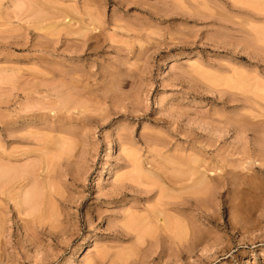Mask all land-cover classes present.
Listing matches in <instances>:
<instances>
[{
  "label": "rangeland",
  "instance_id": "1",
  "mask_svg": "<svg viewBox=\"0 0 264 264\" xmlns=\"http://www.w3.org/2000/svg\"><path fill=\"white\" fill-rule=\"evenodd\" d=\"M0 162V264H264V0H0Z\"/></svg>",
  "mask_w": 264,
  "mask_h": 264
},
{
  "label": "bare ground",
  "instance_id": "2",
  "mask_svg": "<svg viewBox=\"0 0 264 264\" xmlns=\"http://www.w3.org/2000/svg\"><path fill=\"white\" fill-rule=\"evenodd\" d=\"M1 163V162H0ZM1 165V164H0ZM4 167H2V166H0V175H5V176H3L2 178L3 179H5L6 177H8V179L7 180H9L10 178H11V181H12V179H13V181H15V183L17 182L18 183V181H21V180H23V179H26L27 180V178H26V176H29V177H32V178H34V177H36V175H35V172H31V171H28V172H31V173H27V172H25V171H23V169H21V168H15L14 166H11V167H13V169L10 167V166H5L4 164H2ZM8 168V169H7ZM10 168V169H9ZM16 169H18V170H16ZM22 170V171H21ZM26 170V169H25ZM7 175H9L10 176V178H9V176H7ZM180 175H184V174H180ZM1 178V176H0V181H2L3 179ZM2 179V180H1ZM29 179V178H28ZM6 181V180H5ZM4 181V182H5ZM10 180H9V182H11ZM32 181V180H31ZM8 182V181H7ZM20 183V182H19ZM177 184H178V182H176ZM6 184V185H5ZM4 185H5V189L6 190H8V189H10L9 187L7 188V186H8V184L7 183H5ZM10 184V183H9ZM12 184H14V183H12ZM12 184H10V185H12ZM179 184H181V182L179 183ZM0 185H1V182H0ZM3 186V184L0 186V187H2ZM13 186V185H12ZM12 186H10V187H12ZM4 187V186H3ZM2 187V188H3ZM1 189V188H0ZM4 189V188H3ZM2 189V190H3ZM37 191H36V190ZM32 190V189H31ZM39 190H40V188H39ZM33 191H35V192H33ZM23 192H25L26 193V191H23ZM30 193V194H29ZM28 194L29 195H27V205H30V206H28L29 207V210H30V207H31V210H30V212H34L33 214H37L38 213V210H37V207L39 208V210H40V208H41V206L43 205L42 203L44 202L43 201V198H41L42 197V195H40L41 193H40V191L38 192V189L35 187L34 188V186H33V190L32 191H29L28 192ZM38 194V195H37ZM122 194H123V192H122ZM24 196L25 195H23L22 197H23V199H24ZM25 201V200H24ZM161 201V200H160ZM162 202V205H166V206H172V205H174V203H171V201L169 202H167V201H161ZM20 203V202H19ZM22 205H24V203H23V201H22ZM25 207V206H24ZM26 209H27V206H26ZM33 210V211H32ZM42 210V209H41ZM41 210H40V212H41ZM35 211H37L36 213H35ZM39 212V213H40Z\"/></svg>",
  "mask_w": 264,
  "mask_h": 264
}]
</instances>
